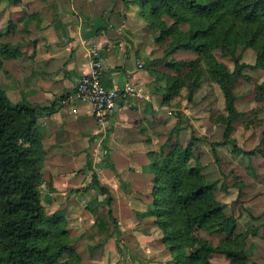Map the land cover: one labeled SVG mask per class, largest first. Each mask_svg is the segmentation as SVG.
Here are the masks:
<instances>
[{"label":"trees","instance_id":"1","mask_svg":"<svg viewBox=\"0 0 264 264\" xmlns=\"http://www.w3.org/2000/svg\"><path fill=\"white\" fill-rule=\"evenodd\" d=\"M20 1L6 0L9 5ZM130 1L137 5L160 46L166 68L173 71L162 74V104L178 98L184 88L186 100L191 101L206 80L217 84L224 112L212 117L223 126V139L211 144L216 155L214 143L233 141L234 122L246 115L236 107L235 87L251 81L254 99L264 98V80L253 82L244 71L264 68V0ZM247 50L254 52L251 62L243 59ZM16 51V46L0 41V67L2 56ZM216 51L229 57L233 67L218 59ZM186 52L195 56L175 57ZM43 109L25 101L13 102L0 89V264H83L65 213L48 214L41 203L45 151L37 119ZM183 123L178 116L157 149L148 151L153 168L151 201L138 215L158 229L171 264H215L212 257L217 254L228 264H249L247 239L260 236L264 244V210L250 215L258 223L236 230L238 217L227 212L217 196V190L224 189L223 183L218 186L217 179H209L203 172L195 151L199 137L192 134L184 143L178 136ZM243 152L264 157V129L259 145ZM92 182L105 196L88 208L95 216V228L106 229L109 237L119 230L111 211L113 197L95 173ZM101 210H105L104 215H100Z\"/></svg>","mask_w":264,"mask_h":264},{"label":"crops","instance_id":"2","mask_svg":"<svg viewBox=\"0 0 264 264\" xmlns=\"http://www.w3.org/2000/svg\"><path fill=\"white\" fill-rule=\"evenodd\" d=\"M75 5L70 0H21L14 5L19 9H0V41L17 47L14 55L2 56L0 89L13 102L45 107L37 119L45 151L41 203L48 214L63 211L67 219L73 206L88 210L103 200L93 173L119 207L135 205L142 189L150 192L148 151L167 132L176 99L161 102L166 58L136 4L75 0ZM94 45L102 59V84L109 88L130 80L137 89L116 100L103 126L96 123L92 105L74 97Z\"/></svg>","mask_w":264,"mask_h":264},{"label":"rangeland","instance_id":"3","mask_svg":"<svg viewBox=\"0 0 264 264\" xmlns=\"http://www.w3.org/2000/svg\"><path fill=\"white\" fill-rule=\"evenodd\" d=\"M70 1L71 7L77 8L75 0ZM19 7L0 2V9ZM253 53L252 50H247L243 59L251 62ZM193 56L195 54L190 52L175 55L176 58L184 59ZM216 56L230 68L233 67V61L220 51H216ZM244 71L250 75L253 82L264 80V68H245ZM252 85L251 81H243L235 87L236 107L240 111H245L246 115L234 122V131L230 135L233 141L225 144L214 143L216 155L211 144L213 141L223 139V126L214 123L212 117L224 112L223 99L216 83L206 80L195 90L191 101L186 100V89H182V94L171 102L173 108L170 109L171 114H168L167 118V132L172 129L178 116L184 119L185 123L182 124L178 135L184 143L190 140L192 134L199 137L195 140V151L203 164V172L207 178L217 179L218 186H222L223 183L224 189H218L217 196L224 203L225 210L238 217L237 231L258 223L250 215H256L264 210V157L259 153L248 155L243 152L259 145L264 129V98L261 101L254 99ZM165 114L166 110L163 112V115ZM163 138L159 137L157 142L151 144L152 147L157 149V144ZM149 193L145 189L138 191L135 205L119 207L111 203L112 214L123 229L117 232L114 230L109 237L106 235V229L95 228L93 224L95 216L88 207L90 212L85 206L79 209H74V206L71 208L68 227L70 234L75 237L73 244L83 264H171L168 250L160 240L158 229L150 220L138 215V211L145 208L151 198ZM84 201L86 199L80 200V206H83ZM104 211L101 210L100 215H104ZM202 234L211 237L203 232ZM259 237L247 239L246 247L251 255L249 264L253 261L264 264V244ZM212 240L216 242L217 239L212 236ZM212 261L215 264H228L226 258L219 254L213 255Z\"/></svg>","mask_w":264,"mask_h":264},{"label":"built area","instance_id":"4","mask_svg":"<svg viewBox=\"0 0 264 264\" xmlns=\"http://www.w3.org/2000/svg\"><path fill=\"white\" fill-rule=\"evenodd\" d=\"M90 53L92 57L89 69L77 78L74 97L88 101L92 105L96 123L103 126L108 121L116 100L136 94L137 89L135 83L130 80L125 81L121 86L105 87L101 81L103 65L98 48L92 46ZM139 65L142 63L139 62ZM62 102H66V99H62Z\"/></svg>","mask_w":264,"mask_h":264}]
</instances>
